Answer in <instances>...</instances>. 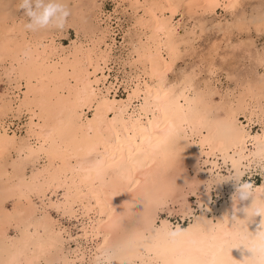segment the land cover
Listing matches in <instances>:
<instances>
[{
  "label": "bare ground",
  "instance_id": "6f19581e",
  "mask_svg": "<svg viewBox=\"0 0 264 264\" xmlns=\"http://www.w3.org/2000/svg\"><path fill=\"white\" fill-rule=\"evenodd\" d=\"M128 1L135 30L122 81L109 79L111 13L100 10L90 27L78 15L69 44L53 30H28L25 20L2 24L0 64L13 94L0 96V264H240L253 255L248 248L264 223L253 214L264 201V171L259 182L243 177L264 169V74L256 90L250 81L246 91L218 94L223 119L215 112L214 53L209 78H198L196 66L175 70L206 25L180 30L176 14L202 19L198 13L241 2ZM255 17L264 23V14ZM240 23L217 26L228 32ZM23 113L25 136L5 119ZM176 203L182 219L163 215ZM52 210L80 222L77 237ZM69 237L76 248L66 246Z\"/></svg>",
  "mask_w": 264,
  "mask_h": 264
},
{
  "label": "rangeland",
  "instance_id": "374dc122",
  "mask_svg": "<svg viewBox=\"0 0 264 264\" xmlns=\"http://www.w3.org/2000/svg\"><path fill=\"white\" fill-rule=\"evenodd\" d=\"M62 2L66 5L70 13L64 27L58 29L50 25L49 27L46 28V30H53L55 32H58L59 36L57 37V40H60L62 42L64 41L63 43H66V44L70 43V40H71L70 38L76 37L75 27L77 26V22H80L78 21V18H80L78 17V15L81 16V14L82 15L85 14L84 18L85 20L87 18L86 21L89 24L88 26L90 27L94 23H97L96 14H98L100 10L104 11V13H111L110 18H106V21L108 22L111 21L110 22L111 28L114 29V32H115L114 36L116 39V43L113 46V51L116 57H115V60H113L111 64V66H113L112 67L113 69L110 71L111 73H110L109 79H114L115 78L114 76L117 75L119 77L118 79L122 81V79L125 78L124 77L125 70L127 71L130 70V67L128 65H126V68L124 70V67L122 65V59L127 57L128 47L130 46V44L128 43V40L130 39V34L131 33L133 34L135 30V27L133 25L134 15L129 5V1L128 0H62ZM239 2H241V5ZM239 2H238L239 5L237 4L231 10L230 9L226 10L221 7H218L216 11L211 12V13H206L203 15L198 13L199 17H201L202 19L197 18L196 15H193L194 19L192 17H190L191 18L190 19L187 12H184L185 14L184 13L181 14L180 11L176 14V18H175V20L181 19V23L179 26L180 30H183L182 28L183 26L191 27L194 24H197L198 26L200 25V22L202 24L205 23L207 25V26L204 25L205 29L203 31L201 30L200 27L196 28L199 36L193 42V46L195 47L194 49H191V51L188 52L189 54L186 53L184 57H182L181 59L177 61L175 65L176 66L175 70L177 72H180V70L182 69L190 70L192 66H196L198 72H201L198 78L200 77L209 78L210 74L207 70L208 69V59L207 58H209L208 56L210 53H214L215 63L217 67L219 68L217 70V74L216 75L214 74L212 76V79H213L212 82L215 81L214 82L215 84L214 83L213 84L216 90L218 89L220 91L221 89L220 93L219 91H217V94H215L214 96L215 102H217L215 112L217 114L219 113L218 115L223 119H226L227 115H225L226 110H225L223 103L218 102V100H220L218 94L224 95L228 90H232V89H235V91L240 92L244 88L246 91L248 88H251L250 81H252L253 83V85L251 86L255 88L256 90L260 85L258 81L261 79L260 77L264 74V68H263L264 61L259 60V59L257 61L258 56L259 58L261 57V59L262 57L264 58V25H263L264 23L261 22L260 24H258L257 21L255 20L256 19L255 16L264 14V0H240ZM18 3H19V0H0V33L2 31V24L5 23L4 21H7L6 22L7 24H10V22H12V20L14 19L25 20L26 22H28V18L25 16L24 11L18 8ZM98 3H101V4H98ZM139 12H141V10H139ZM241 12H244V13H241ZM104 13L100 14V16H102L103 18H105ZM234 15H236L235 19L233 18ZM238 18L242 21V23L238 25L236 24L235 25L236 27L233 26L234 28L231 27L230 30L228 29V32H226L227 30H220V28L217 26V23L220 22L222 24L221 25L222 27H226L227 21L228 22L234 21ZM222 31H224V33L226 32V34H224ZM229 32L231 34L227 35V33ZM60 33H64V34L60 35ZM227 36L230 39L226 38ZM225 38L230 43H228V41H226ZM109 41L111 40L109 39ZM241 42H243L244 44H242ZM213 43L214 44L216 43L219 46L217 52H213V48H212V46L214 45ZM195 48H197L196 51H195ZM218 52H219V55H218ZM119 56H120V59H119ZM248 83H250V85H248ZM10 86L12 87V85L9 82L8 77L4 75V70L3 68H1V64H0V96H2L1 97L2 99H5V98L9 99L10 96L13 94L12 93L13 88H11ZM121 86L122 87L119 88L118 93L124 95L125 85H121ZM1 98L0 100H2ZM262 101L264 103V100ZM243 110L244 109H242L241 111ZM23 114H21V117L19 118H14L13 116L10 115L9 118L7 117L5 119L8 122L11 120L14 121V124L12 125L13 129L16 128L18 125H20L21 129L19 130V132L20 134L25 136L26 133L24 129L25 128L24 122H26V115L25 114L23 115ZM246 114H249V113L245 109L239 115L241 121H244V123H248ZM254 119L255 121L251 123V126H253V130L255 131V133H257L258 131L262 130V124L259 122L260 120H258L257 116H254ZM13 154L14 152H12V155ZM31 166H29L28 168L29 173H31L35 168L33 165ZM256 168L257 169L253 168V170L246 172L243 178L249 179L251 181L259 182L261 180L262 172L264 171V169H262L261 166L256 167ZM212 197L214 199L216 198V193L214 191H212ZM40 199L41 198L39 196H34V201L40 206V208H42V205H41L42 202ZM190 199H191L192 204L195 207L196 205L195 196L190 195ZM11 201H9L11 203V204L9 203L10 207H12V204H13L12 199ZM177 204L178 203L171 204V210H173L172 213L167 212L168 211L167 210L164 212L163 215L169 216L173 220L182 219V214L179 211L180 206L179 204L178 205ZM52 212L56 218H61V220L66 225L70 226L72 228V233L74 237H77L78 232L80 230V225H81L79 224L80 222L72 220V219L70 220L68 217L60 216L58 212H55V210H52ZM40 213L41 212H38V214ZM69 238H68L69 242H67L66 246L68 245L67 247L70 246L69 248H76L75 247L77 246L76 240L74 238H70V239Z\"/></svg>",
  "mask_w": 264,
  "mask_h": 264
},
{
  "label": "clouds",
  "instance_id": "9594fccd",
  "mask_svg": "<svg viewBox=\"0 0 264 264\" xmlns=\"http://www.w3.org/2000/svg\"><path fill=\"white\" fill-rule=\"evenodd\" d=\"M18 8L24 11L28 22L25 27L31 31L47 28H63L69 11L62 0H19ZM254 215L264 216V201L254 204ZM254 243L248 249L253 255L246 257L240 264H264V223L253 237Z\"/></svg>",
  "mask_w": 264,
  "mask_h": 264
}]
</instances>
